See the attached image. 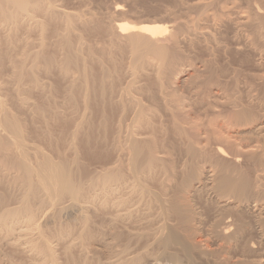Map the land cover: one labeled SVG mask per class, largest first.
<instances>
[{
  "label": "bare ground",
  "instance_id": "1",
  "mask_svg": "<svg viewBox=\"0 0 264 264\" xmlns=\"http://www.w3.org/2000/svg\"><path fill=\"white\" fill-rule=\"evenodd\" d=\"M206 1L193 3V7L196 9L205 10L204 13L202 11L203 14L199 12L197 18L191 20L189 17L183 33H181L183 30H180L182 27L178 26L179 31L173 26L176 31H171L173 28L170 29L159 22L157 24L155 21L130 24L124 21L113 23L110 20L108 25L101 27L98 25L100 29L89 27L88 31L99 29L110 44L109 48H106L108 54L106 49L99 51L102 55L100 58H96L92 49L89 48L91 50H88L86 57H88L90 66L100 63L102 65L103 60L104 62L108 60L110 63L112 57H109V54L113 49H115L113 52L118 50L127 52L129 55L126 57L128 58V71H125L127 72L124 73L125 75L123 74L125 79L122 78L118 81L120 77L116 78L118 82L124 81L117 82L118 84L115 85L116 79L113 78V75L116 72L114 70L115 73L112 74V69L107 70L108 66H104V69L102 65L101 70H98V72L101 71V76H99L100 74L94 76L89 71V67L87 68L89 74L87 69L83 68L82 65L85 61L79 65L76 50L71 47L67 39L66 33L71 28L70 20L68 16L55 10L52 4H47L45 0H0V24L3 26L15 25L22 21H33L36 12L49 15L51 20H62L65 33L62 36L59 35L61 38L63 37V40L61 38L62 41L57 42L58 40H56V44L61 42L62 46L59 45L65 51L60 49L66 53V56L63 55L65 58L62 56V62L59 61L61 65L59 64L60 67L59 65L57 67L60 68V72L66 74L70 65L81 66L83 77L86 81L91 80H89L90 84H86L90 87L88 91L92 90L91 93L96 94L99 101L105 99L114 107L112 109L107 102H100L98 106L107 103L111 110L115 108L118 114L116 120L113 118L116 125H114L113 136H110V143L117 152V158L114 155L116 152H114L116 162L109 163L115 164V166L110 169L107 166L110 167L111 164H107L106 167L104 165L102 167L105 169H102V173L99 172V174L88 178H75L67 164L61 166L56 164L46 154L36 151L35 147H32L33 150L35 148V152H32V149L28 148L30 145L26 143L25 137L18 130V126L9 120L5 121L4 127L8 131V138L7 141L0 138V174L8 177V182H10L8 185L17 191V196L6 205H2L0 202V229L11 234L17 232V240L22 234V237L28 235L29 237L24 239V244L28 246L29 253L31 252L35 257L34 260L39 264H59L55 249L51 246V238H54L57 245L64 246V248L62 247L63 254L66 255L70 264H92L98 260L96 256L99 255L103 257L104 264H264V207L261 206L262 204L260 205L261 202L258 204L259 201L256 202L254 198L260 194L258 178L264 168V152H261L260 146H258L261 140H264V112L256 115L251 109L245 107L239 108L240 110L230 107L236 110L231 112L228 119H225L226 121L223 120L228 116V113L225 112L227 116L222 117L223 124L219 122L222 125L216 126L215 122L219 121L222 115L217 111L219 116L221 115L218 117L219 119L217 120L216 116L211 119V114H208V111L205 112V108L212 106L210 104L212 102L209 100H212L214 105V101L224 99L229 101L231 99H228L229 95L226 96L228 90L225 89L226 92H224L223 83L219 82L218 78L208 79L209 77H206L207 80L195 83L197 85L199 83V86L194 85L200 91L193 92L195 93H192L193 98L196 97L198 99L195 100L201 102L206 101L207 107H204V112L211 116H209L210 119H207L208 115L205 114L206 117H204L203 112V117L207 119L206 122H197L194 115L192 116L195 112L191 113L188 110L193 101L184 102L188 98L185 97L186 99L183 101L180 98L184 95L178 97L176 94L178 91L176 87L188 83L196 75H194L195 72L189 73L185 67L179 69L182 65L178 66V61L181 58L178 46L181 44V40L184 39L187 45H194L199 41L205 42L206 50L210 44L217 43L214 33L218 30L219 24L223 23L221 21L223 19L206 13L214 5L210 3V0H208L209 3ZM195 8L194 10H196ZM115 13H120L118 8L115 9ZM238 19L242 22L237 24L242 25L248 18L239 17ZM165 35L167 36L164 38L165 41H170L169 46L159 41V37H165ZM167 38L168 40H166ZM201 38L202 40H199ZM24 43L26 42L24 41ZM59 45L58 47H60ZM30 55L32 56V54ZM33 55L31 67L26 73H22L24 68H20V66L18 69L14 68L13 73L17 82H21L20 80L23 79L21 77L26 76L31 83H37V72L35 71L44 57L41 51ZM48 58L43 60L46 65L54 66L58 63L57 60ZM85 60L87 62V59ZM182 60L180 59V61ZM204 62L206 61L204 60ZM25 63L27 64V62ZM205 66H207L206 63ZM112 68L115 69V67ZM147 68L153 74L152 80L145 79L146 81L140 84V78ZM192 70L194 71V69ZM205 73L208 74L206 71ZM210 75L212 76V74ZM213 76L219 77L215 74ZM105 80L110 82L108 81L107 84ZM261 80L264 83V79ZM238 82L237 84H239ZM232 83L235 85L236 82ZM247 84L249 83L246 82L245 86ZM235 90L237 91V89ZM85 93L88 95L86 96ZM85 93L84 95L88 97L89 101L92 94L87 91ZM95 96L92 97L96 98ZM152 98L160 103L162 110L165 111L166 119H161V117L156 120L157 116L159 117L162 113H157L156 116L152 111L156 106L150 105V101L154 102ZM235 101L234 103H236ZM194 102L196 103V101ZM159 103L156 102L157 105ZM234 103L233 105L229 104L234 106ZM211 109L209 108L211 112L214 111V106ZM160 110L158 112H161ZM0 111L2 110L0 109ZM221 113L223 114V112ZM200 117L196 116V118ZM214 126L219 127V130H216L217 128ZM245 131L255 134L256 145L254 144V147L235 141L243 139L242 134H245ZM110 143H108L109 146ZM221 146L227 148L230 155H227L228 152ZM177 149H179L178 153L183 160V162L180 161L179 168L174 163H170L171 166L173 165L172 167L168 165L170 161L168 151ZM234 152L245 156L246 161L248 160L243 167L245 169L237 165L239 159H237V155H234ZM124 159L126 160L124 164L127 167L122 163ZM251 175L256 178V181H250ZM202 199L212 208L207 210L203 207L205 205ZM65 203L71 209L70 218H68V223H61L59 222L60 217L57 215L65 209ZM49 207L55 208L58 217V222H54L57 224V226L54 224L57 228H55L56 231H53V236L52 234L51 236L46 235L37 225V218ZM251 207H254L253 211ZM246 215H249L253 220V228L247 224ZM249 230H253L257 236L258 248L253 242L245 241ZM74 249L79 251L77 258L72 253Z\"/></svg>",
  "mask_w": 264,
  "mask_h": 264
},
{
  "label": "rangeland",
  "instance_id": "2",
  "mask_svg": "<svg viewBox=\"0 0 264 264\" xmlns=\"http://www.w3.org/2000/svg\"><path fill=\"white\" fill-rule=\"evenodd\" d=\"M45 1L47 4H52L55 10L60 12V14H64L68 16L71 23V28L66 33L67 39L70 42L71 47L74 50H76V54L79 58L78 59L79 65H82V63L85 61L82 65L83 68L87 69L89 67L88 68L89 71H91V73L94 76H96L97 74H100L99 76H101V71H99L100 72L99 73L98 70H101L100 67L102 65L103 67L108 66L107 70L112 69L111 70L112 74L116 72L113 75V78L116 79L120 77L118 78V81L122 78L125 79L123 74L124 73L126 74L127 72L125 71H128L127 68L128 58L126 57H129V55L127 54V52H120L118 50H116V52H113L115 51V49H113L112 50L113 54L110 53L109 57H112V59H114L116 63L112 59L110 63L108 60L107 62H104L103 60L102 65L100 63L97 65L93 64L90 66V63L88 62V57H86L88 55L87 54L88 50L92 49L95 57L100 58L102 55L99 51L105 50L110 46V44L108 43V39H106L107 37L102 34V32L99 30L100 28L98 25H100V27L108 25V23H110V20H112L113 23L118 21L121 22L124 21L130 24H139L141 22H146V21L147 22L155 21L157 24L159 22V24L161 25L164 24L170 27V29L173 28V26L175 29L177 28V30L180 29L178 28V26L182 27V29L180 30H183L181 31V33H183L184 26L186 25L185 23L189 21V17L191 20L193 18H197L198 14H200L199 12L202 13L203 11L204 13L205 10V9L201 10L199 8L196 9L195 7H193L194 4H196V2L203 3V0L201 1L200 0H45ZM210 1H208V3L210 2L212 5L213 4L214 5L211 6L209 8L210 10L208 9L206 13L210 15L211 14L215 15L218 17V19H223V20L225 19L226 21L221 20L223 23L219 24V26L217 27L218 30H216L214 33V37L216 39L215 41L217 43H215L214 41L215 45L210 44L209 45L210 47L207 50H206L207 46L205 45L206 44L205 42L203 43L202 41H199V43H194V45L188 44L189 45L188 46L184 39H183L184 41L181 40L180 42L181 44L178 46V49L180 52L179 57H181L180 59L183 60L180 61L178 57L179 61L178 60L177 61L179 62V64L177 62L176 64H178V66L182 64L180 65L179 69L182 67H183L182 69H184L185 67V70H187L189 73L195 72L194 75L195 74L196 75L194 76V79H192L188 83L181 85V87L180 86L176 87V90L178 91L176 90L175 91L178 97L184 95L181 96L180 98L183 101L186 98H188L184 102L190 103L192 101L193 102L196 101V103L195 102L190 103L191 106L188 103L191 109L190 110L188 107V110L191 111V113L195 112L194 114H192V116L194 115L193 117H195L197 122L200 121L206 122L207 119H210L209 118L210 115L208 114H211L212 116V117L210 116L211 119L216 116L217 120L219 119L218 117L222 115L220 117L221 119L215 122L216 126H221L223 124L222 117L223 116L225 117V115L228 113V116L226 115L227 118L223 117L224 118L223 120L225 119L227 120L231 112L236 109L240 110L239 108L245 107L251 109L256 115H260L262 112H264V85H262L264 83H262L261 80L264 79V68H263L264 67V7H263L264 1L249 0L248 2V0H214L213 3L212 0ZM116 8L119 9L120 12L119 14L115 13ZM194 8L197 11L194 10ZM36 14L33 21H22V23L18 22L15 25H8V26L6 25L3 26V24H0V35H1L0 59L2 60V61L0 60V106H1L0 109L2 110L0 111V138L3 140L6 139L7 141L8 131L5 129L4 123L6 120H9L11 121V123H14L16 126H18V130L22 133L23 137H25L26 143H28L31 146L30 148V146L26 144L27 146H29L28 148L30 150L32 149L31 150L32 152L33 151L35 152V148H36L37 149L36 151L46 154V156L52 158V160L56 164L60 166L63 164H67L70 168V171H72V175L75 176V178H86V177L88 178L89 176L92 177L94 175L99 174V172L102 173V171L105 169L104 167H106L107 164L116 162L117 152L111 146L110 139L113 136L115 130L114 125L116 124L114 123L116 122L115 120L117 119L116 115H118L117 110H115V108L114 110H111V108L109 107L111 105L109 102H107V100L104 99L105 101L104 100L99 101L98 96H95L96 94L91 93L92 90L88 91L90 90V87L86 86V84H90L91 80L88 79L86 81V79L83 77V73H82L83 69H81L82 68L81 66L79 67V65L78 66L70 65L71 67L69 66L68 68L70 71L68 69L66 70L68 75H66L67 73L64 74L63 72H60L59 67L61 65L60 63L62 62L61 59L63 60V57L66 56V53L64 52L65 50L61 47L62 46L61 42L59 43L61 46L58 44L60 46L58 47V45L56 44V40H58L57 42H59L63 38V37L61 38L59 35L62 36V34L65 33V30L62 26L63 22L62 20L59 19L51 20L50 16L45 15L44 13L36 12ZM239 17L248 18L246 22L242 24L243 26L241 24L240 25L237 24L238 22L241 21V20L239 21L238 19ZM89 23L93 24L94 26ZM89 27L92 28L97 27L99 29L97 28L96 30L90 29L91 31L90 32L88 31ZM174 28L171 29V31L175 30ZM166 37H167L166 35L165 37L164 36L159 37L160 38L159 41L163 42L162 44L169 46L168 43L170 44V41L168 40V38L166 39L168 41H165L164 38ZM199 40H202V38ZM24 41L27 43V45L26 43H24ZM40 43L43 44V46H40L41 45ZM58 48L59 49L62 48L64 51H61L62 49L59 50ZM29 49L30 52L32 53L29 52ZM40 51L42 53V56L44 57L43 60H47V57H49L50 59L57 60L56 62L58 63L55 64L54 66H48L45 63H43L45 61L42 60L41 62H39L40 65L38 69L37 68H36L37 70L35 69L36 70L35 72H37L36 73L37 83H31L30 79L26 78V76H22L21 78L23 79L20 80L21 82H17L16 77L14 76L15 74L13 73L14 68L16 67V69H18L20 66V68L21 67L24 68V70H22L23 71L22 73H26L28 69H30L31 67L30 64H31V59L34 56L33 54L38 53ZM95 51L97 54L95 53ZM105 51L106 53L108 52L107 49ZM27 52L32 54V56L29 54L31 56L30 57ZM119 53L122 54L120 55ZM209 54L212 55L210 56ZM60 56L63 57L61 58ZM85 59H87L89 65ZM204 60L206 62H204ZM59 61L61 62L59 63ZM25 62H27V64ZM112 63H114L113 64L114 66L113 65L111 66ZM205 63L207 66H205ZM188 64L191 65V67H189ZM57 65H59V67H57ZM78 67L79 69H81L80 71ZM112 67H115V69H113ZM126 68L127 70H125ZM190 68L194 69V71L192 69L190 70ZM210 68L212 69V72H210L211 71ZM88 69L86 71L89 74ZM148 69L149 68H147V70L146 69L144 70L143 72L144 75L140 78V84L141 83L143 84L146 80L147 81L152 80L151 77H153V74L150 71V69L149 71ZM205 71L208 72V74H206ZM209 73L212 74V76ZM214 74L215 76L219 75V77L215 78L213 76ZM116 75L118 76L116 77ZM206 77H209L208 79L218 78L219 82L223 83L222 85L224 87V92H226L225 89L228 90L226 96L229 95L228 99L231 98L230 99L231 101L230 100L228 101L226 99L220 101L218 100L217 101L219 102L218 104L217 102L214 101L215 103L214 105L212 104L213 103L212 100H209L212 103H210L207 100L212 106L210 104L208 105H210L212 108L214 106L213 110L214 111L216 110L215 112L218 111L221 114L220 116L218 112L214 114L215 113L214 111L211 112L209 110V108L211 109V107L208 106L209 107L208 108L207 105H205L206 101L201 102L199 100H195L198 98L194 96L195 97L194 99L192 96L193 94H195L193 92L198 93L200 91V89H198L197 87L200 84L198 83L197 85L195 83L203 82L207 80ZM109 80L107 81L105 80L107 84ZM228 80L230 82H227ZM238 80H240V82H238ZM118 81L117 79L114 81L115 85H117L120 82H123L124 80H121L120 82ZM234 81L236 82L235 85L241 87L239 88L237 86L240 90L235 85H233L234 83L232 82ZM245 81L249 83L247 84V86H245L246 85ZM237 82L239 84H237ZM229 83L231 84V86ZM233 86H235L236 88L235 87L233 88ZM193 87L195 88L197 87V88L195 89ZM235 89H237V91ZM85 91L91 93L92 94L91 97L95 96L96 98L89 97V101H90L89 102L88 97H86L88 94L85 93ZM84 93L86 94V96L84 95ZM230 95L233 96L231 97ZM152 99H148V100H152ZM225 100L227 103L225 102ZM155 101L159 103L157 100H154V102L152 101L153 104L150 101V105H152V107L153 105L157 106V108H155L156 106L153 107V109L155 110L157 109L156 112L155 110L152 111L155 113V115L157 113L158 114L162 113L159 115V117L157 116L158 114L156 115L157 116V118L155 117L156 120L161 117H162L161 119H166L165 118L166 115L164 113L165 111L162 110L163 109L162 106L160 105V103H159L160 106L157 105ZM234 101L236 103H234ZM100 102L101 103L107 102L109 103V106L107 103L98 106ZM228 102L231 103L232 105L234 103V106H232ZM238 102H240L241 105ZM103 107L106 109H102ZM195 107L197 109L199 108L200 110L199 109L198 110L200 112ZM204 107H207L205 108L206 111ZM230 107H235L236 109ZM202 108L203 111H201ZM158 110H160L161 112H158ZM102 111H104L105 113L104 112L101 113ZM111 111L113 112V114ZM204 111L205 112L208 111L207 112L208 114H206ZM203 112H204V117L208 115L207 119L203 117ZM221 112H223V114ZM196 116L197 117L202 116V117L196 118ZM103 122H105L104 124H108V125H104ZM219 122H221L222 124ZM216 126H214L215 128H217L216 130H219V127ZM101 127L102 128L104 127L106 129L103 128L104 129L103 130ZM244 133L245 134H242L244 140L240 139L241 138L240 137L239 138L240 141L237 139L235 141H238L237 143L239 144L249 145L254 147V144L256 145V142H254V138L256 137L255 134L253 135L249 131H245ZM108 143H110V146L113 149L110 148ZM261 143L258 144V146H260L261 152H264V140H261ZM32 147H35L34 150ZM221 147L222 149H226L225 151L228 152L227 155H230L229 154L230 152L228 151L227 148H225L224 146ZM176 151L175 150L168 151L169 156L171 155L170 157L168 156L170 160L168 165H170V163H174V165L179 168V164L181 165L180 161L183 162V160H182V156L178 153L179 149H177ZM114 152L116 153L114 154ZM234 153H233L234 155H237V159H239L237 165L241 166L242 168L245 167L244 165H246L248 162V160L246 161L245 159L246 157L242 156L241 154L238 155L236 154V152ZM113 154L115 155L116 158L114 157ZM240 156L242 160L240 159ZM226 160H228V158H226ZM125 161L126 160L124 159L122 163L124 164ZM113 166H115V164H111L110 167L108 165L107 167L111 169V167ZM262 172H260V176L258 178L260 181L259 182L260 194L254 196V198L256 199V202L259 201L258 204L261 202L260 205L262 204L261 206L264 207V168ZM251 176H250L251 178L250 181L253 180L256 181V178L253 175ZM8 184L10 185V182H8V177H5L4 175L0 174V202L2 205H6L7 203H10L12 199H15L17 196V191L11 188ZM202 202L205 205L203 207H205L207 210L212 208L211 205H209L206 201H204V199H202ZM65 205H66L65 209L62 210V212L58 213V215L55 211V208L49 207L50 209L47 208L46 211L37 218V225L42 229L41 231H44L46 233V235L48 236H51V234L52 236L54 235L53 231H56L55 228H57L56 227L57 224H55L54 222L56 221L58 222V217H60L59 222L61 223L69 222L68 218H70L69 215L71 209L67 207L69 206L67 203H65L64 206ZM253 208L254 207H251L252 211ZM246 221L247 224L252 226L250 228H253L254 222L251 219V217H249V215H246ZM17 234H18L17 232H14L13 234L6 233L4 230L0 229V262H1L0 264H39L38 261L34 260L35 257L32 256L31 252L29 253L27 249L28 246L24 244L26 240L25 238H28L29 236L26 235L22 237L23 235L22 234L21 235L22 238L19 237L18 239L19 242H18L17 240L18 236H16ZM256 238L257 236L255 235L253 230H249L245 236L246 239L245 241L249 243L253 242L255 245L258 242V239ZM50 242L52 244L51 246H53V248L55 249L58 263L68 264L69 262L67 261V257L65 254H63L64 246L60 244L57 245V242L55 243L54 238H51ZM257 244L255 245V247L258 248ZM78 252H79L78 249L73 250L72 253L73 255H75L74 256L75 258H77ZM100 256L101 255L96 256L97 259L100 260L99 261L95 260V262L92 264H101V263L104 264V260L102 261L103 257Z\"/></svg>",
  "mask_w": 264,
  "mask_h": 264
}]
</instances>
